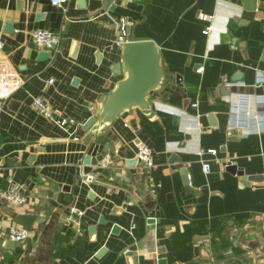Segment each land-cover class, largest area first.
<instances>
[{"label": "crops", "instance_id": "0c3cea01", "mask_svg": "<svg viewBox=\"0 0 264 264\" xmlns=\"http://www.w3.org/2000/svg\"><path fill=\"white\" fill-rule=\"evenodd\" d=\"M105 1L0 0V59L25 81L0 111V191L15 169L30 180L24 204L0 198V264H264V128L253 117L229 126L241 94L252 114L264 112L255 103L264 96L255 93L264 0L254 11L247 0ZM121 20L128 40L155 43L166 83L145 110L83 131L124 78ZM34 31L60 35L45 60ZM31 98L76 127L60 129ZM90 143L108 145L110 175L85 183ZM140 146L150 168L135 160ZM71 209L82 213L79 229ZM11 225L29 233L17 246L6 237Z\"/></svg>", "mask_w": 264, "mask_h": 264}, {"label": "water", "instance_id": "95a60500", "mask_svg": "<svg viewBox=\"0 0 264 264\" xmlns=\"http://www.w3.org/2000/svg\"><path fill=\"white\" fill-rule=\"evenodd\" d=\"M250 3V11L256 10V0H247ZM105 7L109 6V1H105ZM112 9V7L110 8ZM7 28V27H6ZM127 38H128V28ZM122 50L121 62L116 66L117 73L122 70L124 78L117 83L115 88L107 95L99 99V111L96 116H91L83 124L82 130L87 131L91 126L97 124H111L123 112L133 108L145 110L148 107V98L155 94L166 83L165 70L161 65L160 53L151 40L131 41L127 40L120 45ZM48 52L38 54L39 60H45ZM257 95H264V83L257 85L255 89ZM108 145H96L90 143L82 157L81 164L86 169H92L100 176L108 177L109 169L100 168V163L107 156ZM28 172L22 169H15L12 181L25 191L30 184L27 179ZM102 221V220H100ZM88 230H91L89 228ZM115 226L112 233H116ZM15 246L18 242H13ZM158 264H165L160 260Z\"/></svg>", "mask_w": 264, "mask_h": 264}, {"label": "built area", "instance_id": "2783aa9c", "mask_svg": "<svg viewBox=\"0 0 264 264\" xmlns=\"http://www.w3.org/2000/svg\"><path fill=\"white\" fill-rule=\"evenodd\" d=\"M70 0H50V3L54 6H60L67 4ZM128 2L134 0H127ZM203 20L209 19V17L202 16ZM126 22L123 20L118 21V31L119 36L117 39V45H120L127 41V31ZM211 27H206L202 32L207 35ZM32 40L36 47L42 49L43 51L53 52L57 47L60 39L58 32H48V31H34L31 33ZM203 67H200L197 72H201ZM256 85H261L264 83V74L261 72L256 73ZM25 81L9 66L5 60L0 59V111L5 106L7 99L16 90L20 89L24 85ZM249 96L241 94L238 97L236 103L231 104L229 108V126L230 128H245L247 126L250 117H253L256 122L264 128V112L252 114L250 110V100ZM31 103L33 107L47 120L54 123L60 129H65L67 127L75 128L76 124L70 119H60L56 120L51 114V111L47 108L45 103L39 98H31ZM257 106H264V96H259L255 99ZM196 105H194L195 107ZM210 154H215V150H208ZM203 150H199L198 154H203ZM135 160L141 165L142 168H150L153 165L152 154L149 148L145 146H140L138 148ZM110 159L106 156L100 163V168H106L109 165ZM80 167L79 178L85 183H90L97 179L98 173L92 170H84ZM203 171L205 173L209 172V165L203 164ZM0 198L9 205L20 206L24 204L25 197L22 194L21 187L12 181L11 178L6 180V187L0 191ZM82 213L71 209L69 211V220H71L77 229H79V217ZM6 237L12 242H24L28 238V230L17 225H11L6 228Z\"/></svg>", "mask_w": 264, "mask_h": 264}]
</instances>
